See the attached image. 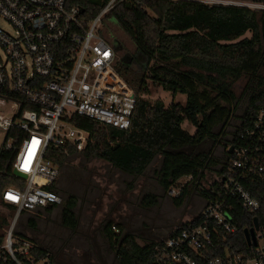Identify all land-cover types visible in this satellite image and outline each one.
I'll list each match as a JSON object with an SVG mask.
<instances>
[{"label":"trees","instance_id":"1","mask_svg":"<svg viewBox=\"0 0 264 264\" xmlns=\"http://www.w3.org/2000/svg\"><path fill=\"white\" fill-rule=\"evenodd\" d=\"M249 4H262L264 0H242ZM107 0H68V4L83 10L84 23L94 18ZM115 21L118 28L133 43L136 55L142 59L140 69L133 70L122 62L116 69L134 90L137 97L131 126L127 131L104 127L85 118H73L71 123L90 133L92 142L78 153L72 148H53L48 158L60 172L71 156L81 155L85 161L101 160L129 176H141L157 157H161L156 172V182L167 194L182 178H192L190 184L199 196L210 203L221 196V183L198 188L195 182L203 179V171L214 164L216 145L228 150L233 147H247L248 143L240 135L254 128V123L264 112V9H251L234 5H205L193 1L169 2L164 0H130L116 5L105 17ZM246 34H250L246 37ZM246 80L244 88L245 108L229 141L222 143V132L229 124L232 113L237 108L234 84ZM150 82L172 97L183 95L184 103L165 107L161 101L150 103L142 96H149L147 83ZM9 100L19 97L0 87V95ZM31 109L23 104L20 112ZM16 119V118H15ZM186 123L195 129L190 134L182 126ZM219 128L218 136L214 131ZM249 130V131H248ZM225 136V134H224ZM24 133L13 128L5 135L0 149V203L10 211L12 206L2 202V193L11 187H21L24 180L13 175L15 151ZM10 149H5L8 140ZM226 150V159L219 175L226 171V162L231 154ZM244 187L258 200L260 208L249 213L239 203L232 202V225L235 235H223L222 245H231L235 252H245L247 244L244 230L253 227V219L258 221L259 231L264 235V174ZM49 189H54L52 185ZM189 193L188 186L178 197L173 198L180 206ZM157 204V197L148 194L141 200L144 208ZM75 200L70 199L60 214L61 224L69 230L75 229ZM44 211H52L47 208ZM23 214V213H22ZM198 219L192 221L195 225ZM3 227H9L5 218H0ZM35 226L33 219L29 220ZM106 223L101 234L108 249L116 255V264H151L152 251L156 242L145 246L136 243L128 235L119 247L123 232L118 227ZM172 235V232L169 233ZM17 242L27 240L13 232ZM4 236H0V264H14L2 248ZM31 242V241H30ZM34 244V243H33ZM36 261L48 254L45 249L31 250ZM223 254V247L215 248L208 257Z\"/></svg>","mask_w":264,"mask_h":264},{"label":"built area","instance_id":"2","mask_svg":"<svg viewBox=\"0 0 264 264\" xmlns=\"http://www.w3.org/2000/svg\"><path fill=\"white\" fill-rule=\"evenodd\" d=\"M124 1L130 0H107L99 13L84 23L81 9L69 5L68 0H0V20L11 29L0 27V87L19 97L9 100L0 95V107L10 106L14 111L11 116L0 114V131L6 135L15 128L24 133L12 170L26 179L23 186L2 193V202L15 210L2 246L14 264H52L48 254L41 261L34 259L31 250L37 245L30 241L17 242L16 247L13 227L22 213L37 214L60 205L56 191L49 189L60 175L48 158L51 149L68 147L81 153L92 142L90 133L73 125L71 119L85 118L119 131L131 126L137 97L116 69L114 46L100 35L107 14ZM164 1L264 9L262 4L231 0ZM23 104L31 109L20 112ZM240 139L247 147L233 148L225 173L213 181L221 183V196L210 203L203 200L194 219L182 222L172 235L156 242L151 264H264V235L260 231L255 234L256 245L247 246L245 252H235L231 245L221 243L222 234L237 233L232 225V202L249 213L260 208L244 184L264 174V112L253 130ZM11 145L6 143L5 149ZM186 179L167 194L178 197L193 182ZM200 183L195 185L202 188ZM195 219L198 222L193 225ZM218 247H223V254L208 257Z\"/></svg>","mask_w":264,"mask_h":264},{"label":"rangeland","instance_id":"3","mask_svg":"<svg viewBox=\"0 0 264 264\" xmlns=\"http://www.w3.org/2000/svg\"><path fill=\"white\" fill-rule=\"evenodd\" d=\"M231 1L244 3L242 0ZM0 27L11 31L8 25L1 20ZM100 35L114 46L117 64L122 62L128 64L133 70L140 69L142 59L136 55L133 43L123 34L113 19H104ZM249 36L250 34H246V37ZM245 84L246 80L240 79L233 86L238 99V109L232 113L229 124L222 132L220 138H223L222 143L229 141L245 108L246 101L243 95ZM147 86L150 94L142 98L150 103L161 101L165 107H169L174 102L184 103L186 100L183 95L172 97L150 82ZM13 112L10 106L0 107V114L11 116ZM182 127L190 134L195 131L186 123ZM219 133L220 129L217 128L214 134L218 136ZM4 141L5 133L0 131V149ZM11 143V140L7 141V145ZM226 150L228 149H225L223 145L215 146L214 164L203 171V179L200 183L202 187L211 185L218 178L226 159ZM160 163L161 157L157 156L143 175L129 176L113 169L104 161L87 162L81 155L71 156L54 184V189L61 199L60 205L50 212L20 214L14 224L13 232L20 234L41 249L47 250L52 258H55L56 264H67L66 262L70 261L74 264H87L86 261L89 264H102L98 260L93 240L99 247L101 258L106 264H111L115 255L108 249L100 230L106 223H111L116 229L119 227L123 233L135 230L136 232L129 235L133 236L140 246L160 242L171 232V230L162 231L165 226L176 224L181 218L182 222L191 221L204 206L203 199L191 185L188 186L189 193L184 197L181 205L176 206L173 197L165 194L157 185L155 175ZM186 182L187 179L182 178L179 184ZM148 194L157 197V204L144 208L141 200ZM70 199L75 200L74 211L78 222V232L64 228L60 220L61 210ZM14 217L15 212L8 210L0 203V218H5L10 226ZM30 219L35 221L34 227L29 225ZM7 229L8 227L0 224V236H3Z\"/></svg>","mask_w":264,"mask_h":264},{"label":"water","instance_id":"4","mask_svg":"<svg viewBox=\"0 0 264 264\" xmlns=\"http://www.w3.org/2000/svg\"><path fill=\"white\" fill-rule=\"evenodd\" d=\"M83 13V10H80V14ZM233 152V147H231L229 150H228V154H232ZM13 175L18 178V179H21V180H25L26 179V176L17 172L16 170H13ZM182 224V219L180 220V222L175 225L174 227H172V230L175 229V228H178L180 227ZM259 231V226H258V221L256 218L253 219V227L249 230H244L243 231V235H244V238H245V241H246V244L247 246H251V245H256V232ZM133 232H136L135 230L134 231H126L125 233H123L122 237H121V240H120V244H119V247L122 245V242L126 239V237L133 233ZM93 244L96 248V253H97V256H98V259L99 261L102 263V264H106V262L101 258V255H100V250H99V247L97 246V244L94 242L93 240Z\"/></svg>","mask_w":264,"mask_h":264},{"label":"flooded vegetation","instance_id":"5","mask_svg":"<svg viewBox=\"0 0 264 264\" xmlns=\"http://www.w3.org/2000/svg\"><path fill=\"white\" fill-rule=\"evenodd\" d=\"M55 207H58V206H54V207H50L49 209H51V210H53ZM182 219V218H181ZM180 219V220H181ZM180 220L178 221V223L180 222ZM178 223H172L171 225H167V226H165V228H163V230L162 231H166V230H171L172 231V227H174L175 225H177ZM102 228L103 227H101L100 228V230H102ZM67 229V228H66ZM69 230V229H68ZM70 231H74V232H78V222H77V226L75 227V229H73V230H70ZM152 232H153V230H151ZM94 234V233H93ZM92 240V239H91ZM108 247V246H107ZM115 255V254H114ZM115 258H116V255H115ZM115 258H114V260H115ZM99 260V259H98ZM113 260V262L111 263V264H114V262L116 261H114ZM67 264H74L73 262H66ZM86 263L87 264H89L87 261H86ZM53 264H56V260H55V258L53 257ZM61 264H65V263H61Z\"/></svg>","mask_w":264,"mask_h":264},{"label":"snow or ice","instance_id":"6","mask_svg":"<svg viewBox=\"0 0 264 264\" xmlns=\"http://www.w3.org/2000/svg\"><path fill=\"white\" fill-rule=\"evenodd\" d=\"M11 198V197H10Z\"/></svg>","mask_w":264,"mask_h":264}]
</instances>
